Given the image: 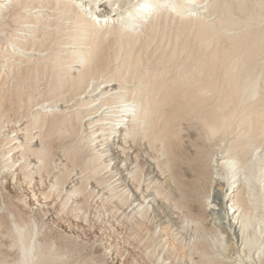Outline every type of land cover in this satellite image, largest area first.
<instances>
[{
    "label": "bare ground",
    "instance_id": "1",
    "mask_svg": "<svg viewBox=\"0 0 264 264\" xmlns=\"http://www.w3.org/2000/svg\"><path fill=\"white\" fill-rule=\"evenodd\" d=\"M246 1L236 0L238 8ZM223 2L0 0V67L16 79V92L48 78L46 98L33 105L42 130L29 135L20 120L0 144L2 165L18 166L16 175L25 178L28 166L50 157L52 136H82L96 164L103 154L116 159L115 172L105 165L103 177L111 190L123 184L132 192V215L165 206L201 237H213L201 247L205 263L264 264V31L247 24L228 34L231 20H206L210 9H226ZM171 23L172 40L151 57L143 45ZM182 26L194 29L196 47L186 52L179 48ZM5 99L0 121L28 101L21 90L12 103ZM4 134L0 126V142ZM154 150L156 162L148 156ZM142 161L153 175L137 183ZM155 177L166 181L165 193ZM15 233L18 264H65L50 247L39 249L28 225L16 224Z\"/></svg>",
    "mask_w": 264,
    "mask_h": 264
},
{
    "label": "rangeland",
    "instance_id": "2",
    "mask_svg": "<svg viewBox=\"0 0 264 264\" xmlns=\"http://www.w3.org/2000/svg\"><path fill=\"white\" fill-rule=\"evenodd\" d=\"M223 1L226 9H210L205 15L206 20L210 17L211 20L221 19L223 25L231 20L236 26L226 28L228 34L242 32L247 24L257 32L264 31L263 2L247 0L246 9L242 10L238 8L236 0ZM159 26L152 33V41L143 45L152 52L151 57L154 58L158 55L156 54L158 47L166 48L168 42L172 40L173 32L177 30V23H171V26L165 28ZM184 28L183 26L179 28L181 31L184 30V34L182 32L183 36L180 37L178 45L186 52L188 47L189 49L196 47V44L194 29ZM3 33L0 35V45L4 44ZM221 44H225L224 39ZM2 50L1 46L0 52ZM181 50L179 52L182 57L184 54ZM1 54L4 55V52ZM7 76L6 67H0V98L3 100L6 98V101L12 103L21 90L23 98L28 101L25 102L27 104L23 110L9 111L7 116L1 119V134L5 133L3 138L1 137L4 139L0 142L1 145L5 143V135L14 131L22 119L25 125L29 124L27 134L40 133L43 125L36 122L33 105L47 96L44 90L47 77L40 75L41 80L32 79L22 88L23 90L19 88L16 92V79H9ZM78 127V132H82L80 126ZM82 135L85 137V132ZM56 138L57 135L54 139L52 136L49 142L50 159L46 161L39 159L36 167H30L31 171L27 165V171L30 173L25 170L26 176L29 175L25 178L16 175L18 166L10 169L9 166L2 165L0 149V263L18 264L20 253L13 239L16 236L15 225L20 224L28 225V229L33 231V239L42 252L46 253L51 248L53 254L62 256L65 264H207L206 258L200 252L203 244L213 239L211 235L208 236V240L201 237L195 225L172 216L165 206L160 205L157 208L150 206L144 209L146 212L132 215L129 208L132 192L129 193V190V194L126 193L128 189L123 191V184L122 187L114 189L116 192L111 190L108 178L106 181L103 177L105 165L110 164L109 169L115 170L114 156L103 154V157L96 160L99 167L91 158L90 146L88 147L85 141H80L82 136H73L71 140L65 141L61 139L57 141ZM35 141L32 143L40 144V140ZM150 153L148 156L156 162L157 152L154 150ZM24 157L22 162L26 163L27 157ZM140 164L143 166L140 165L142 169H139L137 183L144 182L148 176L153 175L145 162L142 161ZM157 178H154L157 180L156 184H159L160 190L165 193L166 181Z\"/></svg>",
    "mask_w": 264,
    "mask_h": 264
}]
</instances>
